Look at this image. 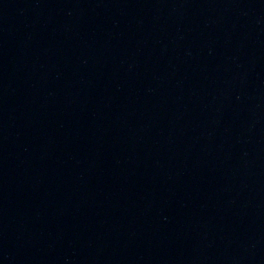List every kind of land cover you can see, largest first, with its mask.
I'll list each match as a JSON object with an SVG mask.
<instances>
[{"label":"water","instance_id":"95a60500","mask_svg":"<svg viewBox=\"0 0 264 264\" xmlns=\"http://www.w3.org/2000/svg\"><path fill=\"white\" fill-rule=\"evenodd\" d=\"M0 264H264V0H0Z\"/></svg>","mask_w":264,"mask_h":264}]
</instances>
